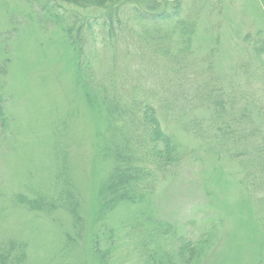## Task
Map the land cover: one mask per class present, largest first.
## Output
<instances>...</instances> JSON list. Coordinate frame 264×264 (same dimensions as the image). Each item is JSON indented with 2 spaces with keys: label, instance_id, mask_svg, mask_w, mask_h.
Masks as SVG:
<instances>
[{
  "label": "rangeland",
  "instance_id": "rangeland-1",
  "mask_svg": "<svg viewBox=\"0 0 264 264\" xmlns=\"http://www.w3.org/2000/svg\"><path fill=\"white\" fill-rule=\"evenodd\" d=\"M191 1L181 0L182 14ZM202 3H198V30L193 40L194 71L202 67L207 72L202 81L217 92L220 88L224 97L233 95L238 103L246 101L252 126L262 138L263 144L254 143L260 149L264 145V115L259 111V106L264 109V66L242 37L252 33L264 39V0ZM10 4L18 8L21 3L12 0ZM62 6L88 19L109 7L92 0ZM13 16L0 8V63L9 60L7 75L0 79L5 83L0 94L10 125L8 138L0 147V240L25 243L26 264H98L96 247L108 250L109 264H140L143 246L150 247L154 237L145 238V229L151 230L147 222L141 224L140 234L134 227L140 221L137 213H145L170 220L186 232L216 221V234L202 244L201 264H264V215L254 207L258 193L250 185L238 183L243 177L239 159L224 148L216 152L194 138H183L179 128L173 127L184 143L196 149L194 157L171 174L149 165L157 183L153 199L103 210L101 194L112 183L114 166V132L107 118V102L100 105L85 100L72 65L75 56L59 28L44 31L31 20ZM112 55L114 46L101 51L103 61ZM152 59L151 66L164 65L161 59ZM112 80L114 83V77ZM225 106L228 115L220 119L221 127L231 116H238L231 105ZM61 159L64 170L58 178ZM65 183L79 193L84 228L77 244L70 247L65 244V232L73 235L74 231L67 212L35 213L11 201L14 191L53 195Z\"/></svg>",
  "mask_w": 264,
  "mask_h": 264
},
{
  "label": "trees",
  "instance_id": "trees-1",
  "mask_svg": "<svg viewBox=\"0 0 264 264\" xmlns=\"http://www.w3.org/2000/svg\"><path fill=\"white\" fill-rule=\"evenodd\" d=\"M11 1L0 0V8L9 16L26 18L24 22L31 20L44 31L61 30L69 41V51L75 56L72 65L85 100L99 101L100 105L107 102V118L114 132V166L112 183L101 194L103 210L124 202H148L153 199L157 185L149 165L171 174L194 157L196 149L177 136L179 128L183 138H194L200 141V146L214 148L216 152L225 149L232 152V158L239 159L243 177L238 183L250 185L251 191L258 193L254 207L264 215V145L258 149L254 144L263 143L252 126L254 121L248 114V105L246 101L236 102L233 95L224 97L220 88L217 92L210 83L202 81L207 72L201 66L194 71L197 65L192 60L193 40L198 30V3L203 0H192L184 14L181 0H92L109 7L91 19L62 6L88 0H18L24 9L21 4L18 8L12 7ZM137 1L142 4L138 5ZM242 41L250 44V51L264 66V39L246 33ZM112 45L114 55L103 61L101 51L113 48ZM150 57L161 59L164 65L151 66ZM8 62L5 58L0 63V79L7 75ZM97 74L101 76L97 78ZM2 81L0 90L5 86ZM245 99L255 102L251 97ZM226 104L238 116H231L229 123L225 121L221 127L220 119L228 115ZM5 110V99L0 94V147L10 132ZM203 110L207 112L199 114ZM259 111L264 115L261 106ZM63 162L61 159L58 178L64 170ZM62 187L53 195L38 190L14 191L11 201L35 213L67 212L74 231L73 235L64 231L65 244L70 247L77 244L82 234L83 216L79 193L71 184L65 183ZM204 188L208 191L209 186ZM137 214L140 216L137 226L134 225L137 232L147 222L151 230L145 229V238L154 236L150 247L143 246L144 259L140 264H201L202 244L216 234L218 225L211 221L199 231L186 232L170 220L154 219L153 214ZM140 238L142 241L141 235ZM95 250L98 264H109L108 250L98 247ZM27 257L25 243L13 238L0 240V264H26Z\"/></svg>",
  "mask_w": 264,
  "mask_h": 264
}]
</instances>
